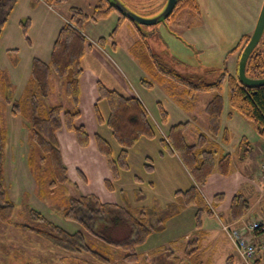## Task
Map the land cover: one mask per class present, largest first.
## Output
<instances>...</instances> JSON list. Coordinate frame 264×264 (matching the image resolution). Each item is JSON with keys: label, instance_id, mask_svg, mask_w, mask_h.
<instances>
[{"label": "rangeland", "instance_id": "374dc122", "mask_svg": "<svg viewBox=\"0 0 264 264\" xmlns=\"http://www.w3.org/2000/svg\"><path fill=\"white\" fill-rule=\"evenodd\" d=\"M1 1L5 6L12 7L0 33V126L3 132V188L15 206L14 222L38 223L26 211L29 208L39 212L46 221L73 233L80 228V224L65 218L62 211L69 206L70 198L93 192L101 202H115L133 213L141 209L156 214L151 219L155 227H151L150 236L134 245V250L132 247L126 250L137 253L136 264H244L225 233L213 219H207L205 212L200 217L201 228L206 231L201 247L194 252L190 248L195 244H187V240L194 237L193 233L198 230L197 208L181 207L175 192L189 188L191 178L180 155L170 151L160 138L168 136L170 126L189 121L186 140L194 143L198 134L207 130L208 119L204 108L212 94L197 92L190 98L184 85L166 78L163 70H157L153 58L146 48H142L139 39L140 36L144 39L155 59L163 66L173 68L177 74L192 82L215 81L223 72L235 73L237 46L241 37L253 30L261 0H197L199 15L189 8H182L172 14L167 24L139 28L128 20L119 24V12L114 9L102 19H88L83 23L82 30L87 38L95 43L102 38L100 48L111 56L120 75L129 80L131 90L147 103L149 112L146 110L156 130L155 137L139 139L128 150L127 170L120 171L121 177L112 184L113 192L104 194L95 193L87 178L81 181L70 177L67 185L56 187L53 193H49L48 189L45 190L48 193L41 192L44 188L36 182L35 175L42 173L44 166L36 161L34 169L30 168L28 158L33 149L30 130L24 125L21 115L11 112L13 101L22 97L25 87L31 83L32 59L37 57L49 62L58 30L73 15L71 8L76 7L91 16L92 6L98 0L53 2L34 11L31 9L37 6V0ZM122 1L143 17L155 16L160 7L159 0ZM143 80L151 85L143 83ZM50 81L51 92L43 99L44 106L66 104L63 80L52 74ZM227 95L225 86L224 104ZM103 106L104 103L99 104L104 114ZM232 113L229 115L224 110L220 117L221 128H228L229 137L223 150L231 154V172L237 168L248 178L255 173V165L264 162V136L235 110ZM110 143L116 156L120 148L113 140ZM91 158L88 152V159ZM69 172L68 169L67 174ZM259 174L261 171L258 169L254 175L258 178ZM240 191L247 196L245 190ZM222 192L226 194V199L230 190L226 188ZM222 213L225 220L227 212L222 210ZM90 221V227H94L103 239L124 241L132 237V226L116 211ZM10 226L0 223V264H9L8 261L12 260L13 264H68L67 260H72L67 254L69 252L61 247L36 234ZM86 237L87 244L93 249L113 257L110 264H122L116 258L124 250L112 246V250L118 252L112 255L103 240L97 241V237L89 232ZM8 244L21 251L19 259L15 258L16 252L9 250ZM3 245L4 248H1ZM260 255L261 259L256 264H264V252Z\"/></svg>", "mask_w": 264, "mask_h": 264}, {"label": "trees", "instance_id": "16d2710c", "mask_svg": "<svg viewBox=\"0 0 264 264\" xmlns=\"http://www.w3.org/2000/svg\"><path fill=\"white\" fill-rule=\"evenodd\" d=\"M44 1L53 3L65 0ZM11 8V6H5L0 0V33ZM182 8H189L196 14L199 12L196 0H178V5L174 8L173 13ZM112 9L106 0H99L92 6L93 12L91 16L76 7H72L73 15L69 22L60 28L52 46L49 62L42 61L37 57L32 59L31 83L25 87L22 97L12 103L11 112L14 115H21L25 120L24 125L30 130V142L33 147L28 158L30 168L34 169L36 161L40 166H44L42 173L38 172L35 175L36 182L44 188L40 190L41 192L53 193L61 186L67 185L69 181L56 137L58 130L65 128L72 131L80 147H84L89 143L90 136L84 125L77 123L80 114L78 102L79 78L82 73L81 59L88 40L82 32V26L88 19L97 20L106 17ZM119 16V24L120 21L124 22L127 20L122 15L119 14ZM139 40L143 44L142 48H146L147 52L150 53L148 45L141 36ZM101 41L102 38H100L99 42ZM244 43L242 44L244 45ZM149 55L151 59L153 58L154 66L157 70H163L162 73H164L165 77L178 81L186 87L190 98H193L197 92H209L212 94L211 99L204 108V113L208 119L207 130L198 134L194 143H189L186 140V132L190 125L189 121L179 122L170 126L168 136L160 138L161 142L166 147H169L170 151L174 150L180 155L193 180L191 186L186 190H177L175 198L181 207L195 206L197 208L196 227L198 230L193 233L194 237H190L187 240L188 245L191 243L195 244L190 250L197 252L204 237L200 221L201 214L211 212V208L204 200L200 189L214 171L226 176L230 173L232 166L231 154L220 149V146L216 143V138L219 137L221 128L220 117L224 111V87L226 86L228 90L227 101L231 108L229 115H232V110H235L243 118L250 121L260 135L264 136V85L242 84L237 76V65L235 73L223 72L215 81L197 80L192 82L189 78L177 74L173 68L163 66V63L155 59V56L151 53ZM245 72L250 77H264V36L260 38L249 54ZM52 74L63 80L65 97L73 104V108L68 109L62 104L44 106L43 99L51 91L50 77ZM142 82L147 83L148 86L151 85L147 80ZM98 94V99L105 100L107 104L108 116L104 119L99 110L96 109L97 121L105 124L110 130L113 141L120 148L119 152L114 156L112 144L100 134L96 133L93 137L97 150L107 161L112 180H116L120 177V171L127 170L126 157L128 150L141 138L155 137L156 130L146 108L138 97L124 96L116 90L106 88L100 82L98 83ZM223 130L224 135L222 137L224 142L227 143L229 140L228 132L226 128ZM2 143L3 132L0 126V223L9 227L12 225L22 232L36 234L48 240L51 244L61 247L65 252H69L67 254L72 258V260H67L68 264H110L113 258L111 255H104L87 244V232L97 237V241L98 239L103 240L104 245H108L110 254L116 255L118 253L116 250H112V246L124 250L125 252H121L119 257L116 258L118 259L117 261L122 264H136L138 260L137 253L133 251L127 252L126 250L131 247L134 250V245L142 242L151 233V227H155L151 219L156 214L150 211L139 209L138 211L136 210L137 214L135 213L136 211L134 214L125 206L101 202L95 195L86 194L78 198H70L69 206L62 211L65 218L76 220L80 224V228L73 233H69L46 221L39 212L29 208L26 211L30 214L31 219L35 220V222L38 221V223L23 224L14 222L15 206L3 188ZM207 144L209 145L207 146ZM106 182L107 187L112 188L111 180L108 179ZM47 189L48 192L45 191ZM220 195L215 196L214 204L220 199ZM247 207V200L241 194H236L230 206L231 216L234 219L238 218ZM112 211L118 212L132 226L133 234L130 239L124 241L106 240L95 232L94 227H90V220L98 217H107ZM8 247L10 251L16 252L15 258L19 259L21 251L19 252L13 244H8ZM1 248H4V245ZM61 258L64 260V255ZM8 263L13 264V260L12 262L8 261Z\"/></svg>", "mask_w": 264, "mask_h": 264}, {"label": "crops", "instance_id": "0c3cea01", "mask_svg": "<svg viewBox=\"0 0 264 264\" xmlns=\"http://www.w3.org/2000/svg\"><path fill=\"white\" fill-rule=\"evenodd\" d=\"M32 1L36 2L35 0H31V2ZM37 3V6L34 9H31V11L43 9L47 5L50 6V4H46V1L44 0H37ZM197 14L199 15V12ZM83 34L85 35L84 32ZM100 46H102L100 42L95 43L88 39L85 52L81 59L82 73L79 78L78 102V110L80 114L77 119V123L84 125L86 131L90 136L89 143L84 147H80L77 143L75 134L65 128L58 130L56 137L59 144L63 164L67 170H70V172L67 174L68 179L71 180L70 178H72L74 180L83 181V179L87 178V180L90 181L91 186H93V190L95 193L97 192V194H104V192H113L112 188L107 187L106 180H111L112 184L115 180H112V175L108 168L105 157L97 150L93 135L98 133L109 142H111V140L113 139L107 126L105 124L98 123L97 121L96 109L99 110L104 119H106L108 116V107L105 100L98 99V83L100 82L106 88L116 90L124 96L138 97L147 110L149 109V106L147 105V103H145L142 97H140L135 91L133 92L131 90L129 86V80L120 75L116 63L112 60L111 56L105 50H102L100 48ZM148 51L151 53L150 48ZM146 73L148 74V72ZM65 101L66 104H62L64 107L68 109L73 108V104L67 98H65ZM100 103H104V114L99 108ZM225 107H227V109H225ZM228 107V101H226L224 104V110L227 114H229L230 112V108L228 109ZM223 129L224 128H221V130H219V137L216 138V143H218L220 149L225 150L227 147V143L224 142V138L222 137L224 135ZM88 152L92 157L90 160L88 159ZM258 169L259 171H261V174H259V177L256 178L254 174L258 171ZM255 173L246 178L240 173L239 169L237 168L236 171L235 169L234 171L232 169V172L230 171V173L226 176L221 175L217 171H214L209 175L205 185L200 189L204 200L211 208L210 213L205 212L208 217L207 219L211 218L217 223L219 229L227 236V239L229 240V243L234 251L235 247L229 235L222 229V224L229 225L231 228L242 230V235L246 238V240L253 244L259 243L260 240L264 238V234L253 232L247 227L249 222L253 219H264V172L262 170V165H255ZM191 183H193L192 178ZM226 188H229L230 192L228 193L227 198L224 199L226 194L224 195L222 190H226ZM240 190H245V192H247V196ZM87 194L95 195L93 192ZM218 194H221V197L214 204V198ZM236 194H241L247 200L248 207L242 213V215L234 219L231 216L230 206L232 203V199ZM95 196L98 197L97 195ZM222 210L227 212L225 220L223 219L224 215H222ZM205 232L206 231H204V237L206 235ZM150 234L148 236H150ZM260 253L262 252H259V254L256 255L255 259L250 260L249 263H259L261 259ZM243 263L246 264L244 260Z\"/></svg>", "mask_w": 264, "mask_h": 264}, {"label": "water", "instance_id": "95a60500", "mask_svg": "<svg viewBox=\"0 0 264 264\" xmlns=\"http://www.w3.org/2000/svg\"><path fill=\"white\" fill-rule=\"evenodd\" d=\"M106 1L114 10L119 12L120 15L125 17L128 21H131L138 28L145 25L147 26L162 22L164 23L165 19L173 12L177 2V0H167L166 4L160 10L157 11L155 16L143 17L138 13H136L135 11H133L132 9H130V7L127 5L125 1L122 0H106ZM263 32H264V1L261 10L259 12L257 21L255 23V26L253 28L252 34L249 40L247 41L246 45L244 46L238 59L237 76L242 84L264 85V77H250L246 75L245 72L247 58L251 53V51L259 42Z\"/></svg>", "mask_w": 264, "mask_h": 264}, {"label": "built area", "instance_id": "2783aa9c", "mask_svg": "<svg viewBox=\"0 0 264 264\" xmlns=\"http://www.w3.org/2000/svg\"><path fill=\"white\" fill-rule=\"evenodd\" d=\"M262 170L264 172V162L262 164ZM247 227L253 232L264 234V219H253L249 222ZM222 229L229 235L236 252L242 257L246 264H250L249 261L255 259L259 252H264V238L260 240L259 243L253 244L246 240L240 229L231 228L226 224H222Z\"/></svg>", "mask_w": 264, "mask_h": 264}, {"label": "flooded vegetation", "instance_id": "af4514ba", "mask_svg": "<svg viewBox=\"0 0 264 264\" xmlns=\"http://www.w3.org/2000/svg\"><path fill=\"white\" fill-rule=\"evenodd\" d=\"M166 1L167 0H159V9L158 10H160L165 4H166ZM263 1L264 0H261V2H260V10H261V7H262V5H263ZM196 2H197V0H196ZM178 5V0H177V2H176V6ZM197 5H198V3H197ZM176 6H175V8H176ZM175 10V9H174ZM173 10V11H174ZM260 10H259V12H260ZM172 14H173V12L165 19V22H164V24H167L168 22H169V20L170 19H172ZM259 15V14H258ZM257 18H258V16H257ZM257 18H256V20H255V23H256V21H257ZM163 23V22H162ZM254 26H255V24H254ZM253 31V30H252ZM252 31H251V33L248 35H244V36H242L241 37V39H240V41H239V44H238V46H237V48H239V50H238V53H239V55L238 56H240V54H241V52H242V50H243V48H244V46L246 45V43H247V41L249 40V38H250V36H251V34H252ZM262 36H264V32H263V34H262ZM261 36V37H262ZM245 42V43H244ZM240 43H244V45L243 44H241L240 45ZM239 59V58H238ZM236 65H238V60H237V62H236Z\"/></svg>", "mask_w": 264, "mask_h": 264}]
</instances>
